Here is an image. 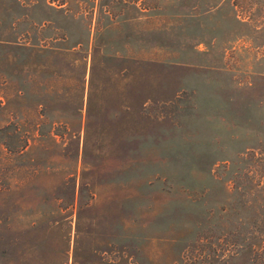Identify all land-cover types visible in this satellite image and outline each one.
Instances as JSON below:
<instances>
[{"label": "rangeland", "instance_id": "rangeland-1", "mask_svg": "<svg viewBox=\"0 0 264 264\" xmlns=\"http://www.w3.org/2000/svg\"><path fill=\"white\" fill-rule=\"evenodd\" d=\"M0 264H264V0H0Z\"/></svg>", "mask_w": 264, "mask_h": 264}]
</instances>
